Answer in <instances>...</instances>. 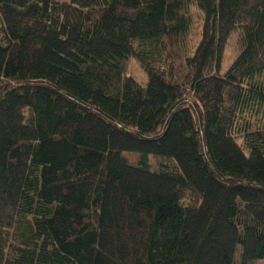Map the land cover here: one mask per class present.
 <instances>
[{"label":"trees","instance_id":"obj_1","mask_svg":"<svg viewBox=\"0 0 264 264\" xmlns=\"http://www.w3.org/2000/svg\"><path fill=\"white\" fill-rule=\"evenodd\" d=\"M259 259L264 0H0V264Z\"/></svg>","mask_w":264,"mask_h":264},{"label":"rangeland","instance_id":"obj_2","mask_svg":"<svg viewBox=\"0 0 264 264\" xmlns=\"http://www.w3.org/2000/svg\"><path fill=\"white\" fill-rule=\"evenodd\" d=\"M192 9L195 10V8L193 7ZM237 33L238 31H236L230 36L224 47L223 58L221 63L222 72L232 62V59L237 55V49L235 44ZM140 65L141 64L133 56L128 57L126 63V76L133 77L137 82L144 84L147 82V75ZM237 142L239 143L240 140H238ZM130 158L132 159L133 156H130ZM237 248L239 251V246ZM236 256L239 258V252L236 254ZM252 264H264V259L255 260L254 262H252Z\"/></svg>","mask_w":264,"mask_h":264}]
</instances>
